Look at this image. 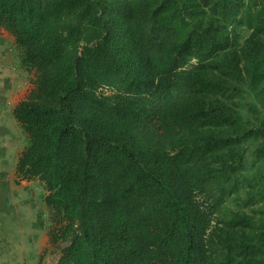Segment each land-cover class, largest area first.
I'll list each match as a JSON object with an SVG mask.
<instances>
[{
	"label": "trees",
	"instance_id": "1",
	"mask_svg": "<svg viewBox=\"0 0 264 264\" xmlns=\"http://www.w3.org/2000/svg\"><path fill=\"white\" fill-rule=\"evenodd\" d=\"M0 29L58 264H264V0H0Z\"/></svg>",
	"mask_w": 264,
	"mask_h": 264
},
{
	"label": "rangeland",
	"instance_id": "2",
	"mask_svg": "<svg viewBox=\"0 0 264 264\" xmlns=\"http://www.w3.org/2000/svg\"><path fill=\"white\" fill-rule=\"evenodd\" d=\"M0 36L7 38L6 31L1 30ZM6 59L0 53V264H58L67 242L50 241L56 223L43 199L45 188L37 179H19L15 171L27 138L12 109L32 89L33 73L3 63ZM244 161L249 175L258 171L250 150ZM257 165L264 174V164ZM257 189L262 190L255 200L259 206L264 202V189Z\"/></svg>",
	"mask_w": 264,
	"mask_h": 264
},
{
	"label": "crops",
	"instance_id": "3",
	"mask_svg": "<svg viewBox=\"0 0 264 264\" xmlns=\"http://www.w3.org/2000/svg\"><path fill=\"white\" fill-rule=\"evenodd\" d=\"M1 30L5 31L3 29H0V31ZM6 34H7V38H2L0 36V53L3 54L4 56H6L7 57L6 60H8V61H3V63L4 62H8L7 65H13L14 68H17L19 66L17 64V58H16V55H15V51L13 50L14 46H15L13 44L14 38L7 31H6ZM6 52L9 54V57L7 56ZM9 52H11V53H9ZM7 65H5V66H7ZM6 69H10L9 71H11V68H6Z\"/></svg>",
	"mask_w": 264,
	"mask_h": 264
}]
</instances>
